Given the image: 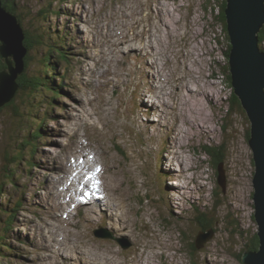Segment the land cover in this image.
<instances>
[{
	"label": "rangeland",
	"instance_id": "obj_1",
	"mask_svg": "<svg viewBox=\"0 0 264 264\" xmlns=\"http://www.w3.org/2000/svg\"><path fill=\"white\" fill-rule=\"evenodd\" d=\"M221 1L0 0L41 37L17 75L36 87L0 107V264H244L254 155L223 71ZM220 145L216 170L206 147Z\"/></svg>",
	"mask_w": 264,
	"mask_h": 264
},
{
	"label": "water",
	"instance_id": "obj_2",
	"mask_svg": "<svg viewBox=\"0 0 264 264\" xmlns=\"http://www.w3.org/2000/svg\"><path fill=\"white\" fill-rule=\"evenodd\" d=\"M224 16L230 37L231 86L250 121L248 142L255 167L252 197L260 245L258 251H245L242 259L250 264H264V51L258 46V33L264 21V0H226ZM11 24L14 28L10 29ZM23 38L17 18L0 8V57L5 64L0 69V107L10 102L18 90L17 75L23 69L26 53L22 49ZM219 171L218 183L222 185L224 175L220 168ZM97 234V237H110L106 232Z\"/></svg>",
	"mask_w": 264,
	"mask_h": 264
},
{
	"label": "trees",
	"instance_id": "obj_3",
	"mask_svg": "<svg viewBox=\"0 0 264 264\" xmlns=\"http://www.w3.org/2000/svg\"><path fill=\"white\" fill-rule=\"evenodd\" d=\"M9 5V4H8ZM205 6H206V8H207V10L209 9V11H211V13H212V11L213 12H216V7H215V4H212V3H209V2H207V4H205ZM8 8H9V10H10V12L11 11H13V7H12V9H10V7L8 6ZM224 8H225V0H223V1H221L219 4H218V12H216V14H215V22H217V20H219V21H222V22H224V26H225V34H224V36L227 38V39H229V36H228V33H227V31H226V24H225V16H224ZM14 12V11H13ZM14 14H15V12H14ZM18 15V14H17ZM15 16H16V14H15ZM18 17V16H17ZM19 19V18H18ZM20 25H21V23H19ZM22 26V25H21ZM22 29H23V27H22ZM23 31H24V35H25V37H24V40H23V45L26 47V48H29L30 47V49L32 50V49H34V46H35V40H36V42H37V39L38 38H41L40 36H38L39 34H37V36L35 35V40L33 39V37L32 36H30V37H28V33H27V31L26 30H24L23 29ZM259 34V33H258ZM28 38H32L31 40H29ZM259 40H258V44L260 43V42H262L261 40H264V35H263V33H262V35L260 34L259 35ZM261 38V39H260ZM53 47V46H52ZM229 48H230V45H229V43H227V49L225 50V52H224V54H225V56L228 58V54H229ZM52 49V48H51ZM264 51V50H263ZM28 52L29 51H27L26 52V56H25V68L27 69V62H28V58H27V56H28ZM56 53L58 54L59 53V55L63 58V57H65V53L63 52V50H62V48H59V50H56ZM50 54H52V51H51V53ZM50 54H48V58L50 59ZM4 67V65L3 66H0V69H2ZM53 69H55V68H53ZM223 71H227V74H226V79H227V81L230 83V86H231V77H230V74L228 73L229 72V70H228V62H227V64L223 67ZM30 78V77H29ZM16 82L18 83V86H19V88L20 89H22V90H25V89H27L28 88V85H31V86H35L36 87V85H35V82H34V80L32 79V78H30V80H27V77H25V76H19V77H17V80H16ZM43 85H45L44 83H42ZM47 86H48V84H46ZM49 88L51 87L52 88V86H48ZM58 87H57V84L55 85V89H54V91L56 92V91H58ZM231 89H232V86H231ZM232 94H233V98H232V106H233V104H235V103H237V105L240 107L241 106V104H240V101H239V99H238V97L233 93V90H232ZM11 104V103H10ZM10 104H8V105H10ZM248 138H249V136H247ZM223 148H224V146H219V147H216V146H209V147H206V154L207 155H209L210 157H211V160H212V163L214 164V167H215V169L217 170V167L219 166V164H220V162L223 160V158L222 157H224L223 155H224V150H223ZM10 177H12L13 178V174H11V176ZM0 190H1V188H0ZM18 204V203H17ZM202 225H203V229H205L206 227H207V222H200ZM207 223V224H206ZM208 228V227H207ZM258 236L255 234L253 237H252V239H251V243L249 244V245H246L243 249H242V251H241V253H239L240 255H239V258L241 259V255H242V252L243 251H245V250H248V249H250V250H253V249H256L257 247H258ZM192 247H195V242L194 243H192Z\"/></svg>",
	"mask_w": 264,
	"mask_h": 264
},
{
	"label": "bare ground",
	"instance_id": "obj_4",
	"mask_svg": "<svg viewBox=\"0 0 264 264\" xmlns=\"http://www.w3.org/2000/svg\"><path fill=\"white\" fill-rule=\"evenodd\" d=\"M167 1V0H166ZM68 31V30H67ZM66 31V32H67ZM230 38V37H229ZM230 41V40H229ZM154 77V76H153ZM201 89H202V94H205L204 96H203V98H206L207 100H208V98H209V95H208V93H207V91H205V90H203V88H202V86H201ZM7 103H9V102H7ZM6 103V104H7ZM152 112L154 111V109L153 108H149ZM158 112V111H157ZM197 122V121H196ZM250 127V126H249ZM250 129V128H249ZM37 132V131H36ZM168 134H170V133H168ZM171 135V134H170ZM251 148V147H250ZM87 170V169H86ZM88 171V173H89V175H91L92 176V174H91V172L89 171V170H87ZM82 174V173H81ZM87 174V173H86ZM85 175V174H84ZM87 177V176H86ZM88 181V183H89V180H87ZM171 196V195H170ZM104 207V206H103ZM43 207L41 206V204L40 205H38V209H42ZM176 210V209H175ZM96 215L98 214V212H97V210H94L93 211ZM89 215H92V212L90 211L89 212ZM93 218V217H92ZM119 218V217H118ZM254 218H255V216H254ZM256 220V219H255ZM30 222V221H29ZM257 222V221H256ZM102 223V222H101ZM30 224V223H29ZM118 225H121V221H118ZM123 225V224H122ZM161 226V225H160ZM257 226H258V224H257ZM147 229V228H146ZM147 231V230H146ZM153 232V231H152ZM200 234H203L204 235V233H201L200 232ZM203 235H200V236H202V237H200V238H196L197 239V241L195 242V247H199V245H201L202 244V242H203V240H205L206 238H208L207 236H209V235H211V233H209V234H207V236L205 235L204 237V239H202L203 238ZM196 236V235H195ZM257 236H258V247L256 248V249H253V250H250V249H248V250H245V251H258V249H259V245H260V239H259V235H258V231H257ZM199 239H202L201 241H199ZM162 241V240H161ZM66 250V249H65ZM245 251H243L242 252V255H241V261L244 263V264H250V263H246L243 259H242V256H243V253L245 252ZM81 253H82V251H80ZM74 253H76V252H74ZM84 253H87V252H85L84 251ZM209 253V252H208ZM240 255V254H239ZM69 258H71V259H74V255L73 256H68ZM84 258V257H83ZM198 259H200V258H198ZM108 260V262L110 263V264H112V259H107ZM141 261H142V264H151V263H148V261L147 262H145V258L142 260V259H140ZM215 261V260H214ZM214 261H210L212 264L214 263ZM30 262V261H29ZM70 262V261H69ZM170 262V258H169V256H167L166 257V263H169ZM174 262V261H173ZM171 263V264H174V263ZM37 264V263H36ZM113 264H115V263H113ZM139 264H141V263H139Z\"/></svg>",
	"mask_w": 264,
	"mask_h": 264
},
{
	"label": "snow or ice",
	"instance_id": "obj_5",
	"mask_svg": "<svg viewBox=\"0 0 264 264\" xmlns=\"http://www.w3.org/2000/svg\"><path fill=\"white\" fill-rule=\"evenodd\" d=\"M86 179H93V176L89 175L86 177Z\"/></svg>",
	"mask_w": 264,
	"mask_h": 264
}]
</instances>
